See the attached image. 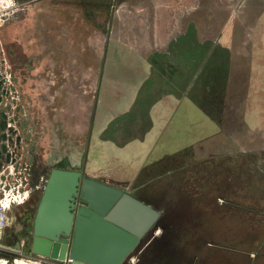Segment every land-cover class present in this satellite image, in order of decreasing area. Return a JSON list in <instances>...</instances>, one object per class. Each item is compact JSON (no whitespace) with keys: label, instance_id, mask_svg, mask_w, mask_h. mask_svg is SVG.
Wrapping results in <instances>:
<instances>
[{"label":"rangeland","instance_id":"obj_1","mask_svg":"<svg viewBox=\"0 0 264 264\" xmlns=\"http://www.w3.org/2000/svg\"><path fill=\"white\" fill-rule=\"evenodd\" d=\"M15 6L0 25V198L78 171L160 213L124 264H264V0Z\"/></svg>","mask_w":264,"mask_h":264},{"label":"water","instance_id":"obj_2","mask_svg":"<svg viewBox=\"0 0 264 264\" xmlns=\"http://www.w3.org/2000/svg\"><path fill=\"white\" fill-rule=\"evenodd\" d=\"M158 217L156 209L119 188L54 168L31 223L29 252L68 264H124ZM5 249L11 246L0 243Z\"/></svg>","mask_w":264,"mask_h":264},{"label":"flooded vegetation","instance_id":"obj_3","mask_svg":"<svg viewBox=\"0 0 264 264\" xmlns=\"http://www.w3.org/2000/svg\"><path fill=\"white\" fill-rule=\"evenodd\" d=\"M38 198H39V195H35L33 199H30L29 198V200H28V202H29V209H28V212L26 214L25 221L21 225L22 226L21 229H16V226H15V228H12L11 229L9 235L4 240V244L5 245H8V246H11V249H5V250H1V251L11 252V253H16V254L21 253V254H27L28 255V253H29V243H30L28 241L29 240L31 241V238H32L30 220L32 219V217L34 215V210H35V207L37 205ZM24 208L25 207H23L22 209L24 210ZM18 217H16L15 220H17ZM28 225H30V236H29V239H27L28 241L25 240L24 241V244H23V247H21L20 244L18 243L17 239H15V238L18 235H21L22 234L23 229L28 232L29 231ZM23 226H24V228H23ZM49 260H51V259L49 258Z\"/></svg>","mask_w":264,"mask_h":264},{"label":"clouds","instance_id":"obj_4","mask_svg":"<svg viewBox=\"0 0 264 264\" xmlns=\"http://www.w3.org/2000/svg\"><path fill=\"white\" fill-rule=\"evenodd\" d=\"M8 9L16 10L15 0H0V25L5 23L4 17H10L12 12L7 11ZM2 190V189H0ZM15 192V195H13ZM30 193L28 191L21 194L17 189H12L4 193V198L0 200V211L8 210L10 205L15 203L22 205L28 200ZM2 219V217H0ZM0 264H6V261L0 260ZM17 264H24L22 261H18Z\"/></svg>","mask_w":264,"mask_h":264},{"label":"built area","instance_id":"obj_5","mask_svg":"<svg viewBox=\"0 0 264 264\" xmlns=\"http://www.w3.org/2000/svg\"><path fill=\"white\" fill-rule=\"evenodd\" d=\"M3 198L4 195L0 198V200H2ZM14 206L19 205L13 203L10 205V208L8 210L0 211V217H2V219H0V243L2 244H4V240L9 235L14 224L15 215L14 213H12V208H14Z\"/></svg>","mask_w":264,"mask_h":264},{"label":"bare ground","instance_id":"obj_6","mask_svg":"<svg viewBox=\"0 0 264 264\" xmlns=\"http://www.w3.org/2000/svg\"><path fill=\"white\" fill-rule=\"evenodd\" d=\"M44 189V188H43ZM43 189L41 190V194H42V192H43ZM40 197H41V195H39V198H38V202H39V199H40ZM78 196H76V198H77ZM78 199V198H77ZM77 199H75V203H76V205H77ZM38 202H37V204H38ZM143 202V201H142ZM144 203V202H143ZM146 204V203H145ZM149 206V205H148ZM36 207H37V205H36ZM36 207H35V210H34V214H35V211H36ZM159 216H160V213H159ZM33 217H34V215H33ZM33 217H32V222H33ZM128 220V219H127ZM20 226V225H19ZM31 227H32V224H31ZM13 228H15V226H13ZM28 228L30 229V225H28ZM152 229L154 230L155 229V225L152 227ZM151 229V230H152ZM157 231V230H156ZM154 232L153 233V236L155 237V236H157L158 234H157V232ZM31 233H32V229H31ZM60 236H62V235H60ZM67 239H69L70 240V236H69V238H67ZM135 252V251H134ZM131 255H132V253H130L129 254V256L127 257V259L125 260V262H127L128 261V259L131 257ZM138 255V254H137ZM34 257H36V258H25L27 261H31V262H36L37 264H47L46 262H43L42 260H40V258L41 259H49L48 257H43V256H34ZM135 257V256H134ZM132 259H134V258H132ZM137 260V259H136ZM51 261H53V260H51ZM70 260L69 259H65V260H63V261H59L58 263H66V264H68V263H70L69 262ZM124 262V263H125ZM129 263V262H128Z\"/></svg>","mask_w":264,"mask_h":264},{"label":"crops","instance_id":"obj_7","mask_svg":"<svg viewBox=\"0 0 264 264\" xmlns=\"http://www.w3.org/2000/svg\"><path fill=\"white\" fill-rule=\"evenodd\" d=\"M136 264H138V263H136Z\"/></svg>","mask_w":264,"mask_h":264}]
</instances>
